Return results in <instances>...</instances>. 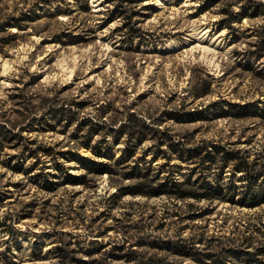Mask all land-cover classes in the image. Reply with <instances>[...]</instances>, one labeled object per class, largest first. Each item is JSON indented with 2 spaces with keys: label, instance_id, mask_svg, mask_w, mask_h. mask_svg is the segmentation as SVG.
Masks as SVG:
<instances>
[{
  "label": "rangeland",
  "instance_id": "rangeland-1",
  "mask_svg": "<svg viewBox=\"0 0 264 264\" xmlns=\"http://www.w3.org/2000/svg\"><path fill=\"white\" fill-rule=\"evenodd\" d=\"M0 58V249L11 245L14 264H59L58 247L73 264H131V248L180 261L155 244L202 248L264 221V204L119 189L138 170L192 182L185 156L211 143L264 164V0H0ZM129 117L140 143L106 128L84 143L96 121Z\"/></svg>",
  "mask_w": 264,
  "mask_h": 264
},
{
  "label": "trees",
  "instance_id": "trees-1",
  "mask_svg": "<svg viewBox=\"0 0 264 264\" xmlns=\"http://www.w3.org/2000/svg\"><path fill=\"white\" fill-rule=\"evenodd\" d=\"M64 110L66 109H63L65 114ZM131 115L133 113L129 114V116ZM66 119L71 124L77 118L74 116V112H71V116ZM86 122L91 121L89 119L80 120L82 125H85ZM103 128H106L104 137L110 135L114 138V142L122 136H126V140L129 141L135 139L137 143L143 140V134L139 130L131 129V119L129 117L126 121L120 122L118 126L106 125L105 122L96 121L88 140L84 143L89 145L90 138L95 134H99ZM8 133H10L9 130H4L0 126V145L7 138ZM102 140L106 141L105 138H101L98 143ZM163 141L173 152L181 151L179 141ZM94 151L99 157H106L101 152L100 147L99 150ZM58 153L63 154L64 152L59 151ZM180 157L184 159L182 152ZM185 159L197 163V166L192 168L193 174H196L192 182L190 180L187 182L177 180L172 176L173 173L160 177V174L165 170H158L155 174V184H152L154 180L149 177V173L138 170L133 176L136 181L119 189L122 190L123 194L144 195L147 197L167 195L180 200L188 198L194 200L205 199L212 202H229L247 207L264 204V164L249 159V154L245 150L227 148L224 145L211 143L207 146L191 148ZM83 165L88 170L98 173L112 172V164L107 162L90 159L88 164L83 163ZM17 169L24 170L22 167ZM55 169H62V167ZM225 169H228L229 173ZM64 173L68 181H79L77 175L70 174L67 171H64ZM48 174L52 175L50 172H47ZM40 175L42 176V174ZM187 185H190V187ZM2 201L3 198L0 197V202ZM1 225H4V223L0 221ZM7 232L11 233L8 229ZM223 238L210 237L207 239V244L202 248L196 243H202L204 239L197 242L194 238L168 239L155 244V247L167 251L170 255L181 257L182 260L180 261L171 260L167 256L157 254H155V258L151 256L144 258L132 248L124 256L131 264H264V221L260 220L258 225L255 224L251 229L245 228L239 238L230 236H224ZM57 255L61 257L59 264H67L69 259L72 260V264L74 263V258L69 256V251L63 248L58 247ZM13 259L14 254L11 245H6L0 249V264H14ZM186 259L190 262L184 263Z\"/></svg>",
  "mask_w": 264,
  "mask_h": 264
},
{
  "label": "bare ground",
  "instance_id": "bare-ground-1",
  "mask_svg": "<svg viewBox=\"0 0 264 264\" xmlns=\"http://www.w3.org/2000/svg\"><path fill=\"white\" fill-rule=\"evenodd\" d=\"M97 2H98V0H94V3H96V5H97ZM1 59L2 58H0V61H1ZM60 64H61L60 65V69L64 70L65 68L62 66V63H60ZM8 68H9V64H8L7 60H4V62H3V70H8Z\"/></svg>",
  "mask_w": 264,
  "mask_h": 264
}]
</instances>
